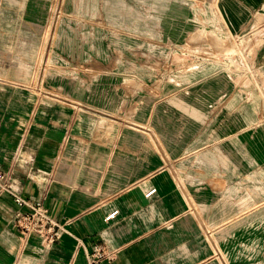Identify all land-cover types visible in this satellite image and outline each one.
I'll use <instances>...</instances> for the list:
<instances>
[{
    "label": "crops",
    "instance_id": "crops-1",
    "mask_svg": "<svg viewBox=\"0 0 264 264\" xmlns=\"http://www.w3.org/2000/svg\"><path fill=\"white\" fill-rule=\"evenodd\" d=\"M116 1L125 10V0ZM129 1L128 10L144 16L145 39L164 51V63L185 52L189 32L198 27L221 30L230 38L228 31L244 37L254 26L264 32V0H219L220 9L217 0ZM174 1L195 22L180 40L163 37L165 27L157 23L177 8ZM106 4L0 0V172L22 197L43 201L50 217L65 228L49 247L34 234L23 239L12 221L16 206L1 192L0 264H91L89 254L97 244L114 251L115 258L92 264H249L244 263L245 249H230L222 240L234 238L230 228L244 222L245 216L238 215L253 206L254 200L244 201L249 193L264 198V39L247 42L254 80L228 67V58L217 62L221 72L200 68L183 74L195 81L213 75L224 80L223 89L210 91L211 100L188 107L182 142L192 140V149L183 159L154 150L147 136L133 142L126 135H92L90 121L74 123L72 115L64 121V131L40 124L33 113L45 55L57 57L60 43L88 48L84 34L91 9L103 14ZM195 46L213 48V43ZM196 58L203 61L201 55ZM60 106L74 108L72 103ZM70 125L71 134L64 138ZM234 144L242 146L237 157ZM180 174L190 180L191 189L183 186ZM151 187L156 190L146 197ZM195 192L205 196L198 198ZM239 196L244 199L235 200ZM113 210L117 214L106 221Z\"/></svg>",
    "mask_w": 264,
    "mask_h": 264
},
{
    "label": "rangeland",
    "instance_id": "rangeland-1",
    "mask_svg": "<svg viewBox=\"0 0 264 264\" xmlns=\"http://www.w3.org/2000/svg\"><path fill=\"white\" fill-rule=\"evenodd\" d=\"M125 2V10L115 6L119 5L116 0H107L103 14L91 9L89 32L84 34L88 48L69 49L60 43L57 57L45 55L41 67L44 76L41 95L33 116L42 125L61 126L62 131L65 130L64 121L72 115L74 123L90 121L94 126L90 129L92 135L110 138L126 135L132 137L133 142L147 136L154 150L161 153L164 150L168 157L183 159V155L192 149V140L182 142L184 126L192 109L188 107H201L213 98L209 96L211 90L224 87V80L214 75L213 79L195 81L183 78V74L200 68L206 72H221L224 68L220 69L217 62L225 61V58L234 60L228 67L242 71V58L248 60L252 54L247 42L264 39V32L260 26H254L244 37L228 31L233 36L230 38L221 30L198 27L189 32L185 52L170 55L168 63H164L162 48H152L145 39L144 16L134 10L130 12L128 4L132 1ZM174 3L177 8L163 19L154 21L163 23V37L180 40L184 31L191 30L195 22L189 19L186 8H178L179 3ZM216 5L220 9L219 0ZM221 16L232 31V24L222 11ZM78 39L81 41L80 35ZM198 41L211 42L213 48H198L195 46ZM68 52L70 55L66 57ZM196 55L203 56V61L195 62ZM169 72L181 75L167 77ZM68 103L74 104L73 110L60 106ZM73 125L64 138L70 136ZM231 147L237 157L242 146L234 144ZM180 181L187 189L192 188L190 180L183 174H180ZM194 195L200 198L205 193L195 192ZM242 198L239 196L235 200ZM251 200H254L253 206L250 205L248 210L243 208L238 215L245 216L244 222L230 228L234 238L222 242L230 249H245L244 263L264 264V198H255L249 193L244 201ZM232 257L241 259L234 254Z\"/></svg>",
    "mask_w": 264,
    "mask_h": 264
},
{
    "label": "built area",
    "instance_id": "built-area-1",
    "mask_svg": "<svg viewBox=\"0 0 264 264\" xmlns=\"http://www.w3.org/2000/svg\"><path fill=\"white\" fill-rule=\"evenodd\" d=\"M231 61L234 62L233 59ZM241 63L242 71L239 72L243 75L247 74L249 78L253 77L251 80H254L255 75L253 67L248 60L242 58ZM246 80L247 78H245V81ZM155 190V187H151L145 192V196L150 197ZM1 192H6L12 198L16 206L12 221L14 227L23 239H26L32 234L37 235L40 242L45 247H49L59 240L65 228L50 217L48 208L44 202L40 199L29 200L22 197L19 192L5 180V175L0 172V193ZM117 212V210L111 211L105 216V220L107 221L113 218ZM114 258L115 252L107 251L101 244H97L89 254V262L91 264L101 259L112 260Z\"/></svg>",
    "mask_w": 264,
    "mask_h": 264
}]
</instances>
